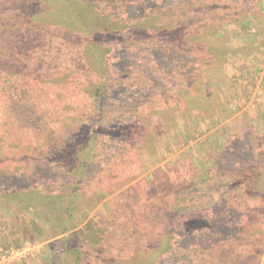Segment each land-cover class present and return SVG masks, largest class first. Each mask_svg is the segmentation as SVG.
Listing matches in <instances>:
<instances>
[{
    "label": "rangeland",
    "instance_id": "rangeland-1",
    "mask_svg": "<svg viewBox=\"0 0 264 264\" xmlns=\"http://www.w3.org/2000/svg\"><path fill=\"white\" fill-rule=\"evenodd\" d=\"M0 264H264V0H0Z\"/></svg>",
    "mask_w": 264,
    "mask_h": 264
},
{
    "label": "trees",
    "instance_id": "trees-1",
    "mask_svg": "<svg viewBox=\"0 0 264 264\" xmlns=\"http://www.w3.org/2000/svg\"><path fill=\"white\" fill-rule=\"evenodd\" d=\"M184 10H185V7H184ZM184 14V13H183ZM182 15V14H181ZM175 25H177V23H175ZM71 27V26H70ZM85 171V170H84ZM84 171L82 172V169H81V171H80V173H79V176H81L83 173H84ZM81 172H82V174H81Z\"/></svg>",
    "mask_w": 264,
    "mask_h": 264
}]
</instances>
